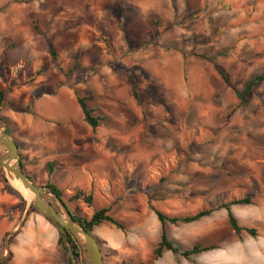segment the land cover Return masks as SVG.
Listing matches in <instances>:
<instances>
[{
	"label": "rangeland",
	"instance_id": "rangeland-1",
	"mask_svg": "<svg viewBox=\"0 0 264 264\" xmlns=\"http://www.w3.org/2000/svg\"><path fill=\"white\" fill-rule=\"evenodd\" d=\"M215 65L238 90L264 74V0H0V117L36 185L55 184L79 215L109 207L122 225L91 232L108 242L97 238L104 264H264V80L239 105ZM75 91L102 118L95 132ZM76 189L92 194V207L67 202ZM23 194L0 166V264L71 261L63 234L34 210L17 228ZM148 195L171 215L253 195L256 204L229 209L257 235H237L220 208L212 223H165L181 249H213L156 258L161 225Z\"/></svg>",
	"mask_w": 264,
	"mask_h": 264
},
{
	"label": "trees",
	"instance_id": "trees-1",
	"mask_svg": "<svg viewBox=\"0 0 264 264\" xmlns=\"http://www.w3.org/2000/svg\"><path fill=\"white\" fill-rule=\"evenodd\" d=\"M48 48H49L48 49L49 53L52 56V59L55 60L56 59L55 52L52 50L51 45H49ZM215 70L218 72V74L223 79L225 84L233 90L235 96L239 100V105H244L248 101L249 95L252 93L253 89L264 80V74L255 75L246 82V84L243 86L241 90H238L231 85L226 73L222 70L221 67L215 65ZM35 75L36 76L39 75V71H36ZM34 79L35 77H32L30 80L32 81ZM132 93L135 97L137 96L134 88H132ZM74 95H75L76 103L79 106L80 111L82 113L83 121L90 127V129L93 132H95L102 118L99 116L93 115V110L88 107L85 97L80 96L77 91L74 92ZM4 98H5V91L0 90V106H2ZM1 127H3L4 131L8 135H10L6 127V120L3 117H0V128ZM20 164H21V169L23 170V164H22L21 157H20ZM52 167H53V162H48L47 163V173L49 175H51L52 173ZM46 186L49 187L59 198H62V193L55 184L51 182H47ZM77 201L83 202L87 207L93 206L92 194L86 193L82 189H76L71 195H69L67 199V202H77ZM248 204H251V197L245 196V197H241L238 199H233L226 203H221L217 207H211L208 209H200L193 214H184V215H171L166 212L157 210L153 208L151 205H149V208L154 212L157 220L159 221L161 225L159 241L156 247L153 249L154 257L156 258L160 257L163 251H170L173 254H178L185 259H189L193 255H198L202 252H206L208 250L213 249V247H202L199 244H194L191 248L181 249L179 246L174 245L173 242L168 238L166 230H165V223L167 222L171 224H175L178 222L185 223V224L191 223V222H194L200 219L201 217L208 216L211 212H213L214 210L220 209V208H223L227 211L228 223L231 229L237 235L241 234L242 232H245L252 237L256 236L257 230L252 227L239 225L237 218L233 215V213L229 209L231 205H248ZM67 209L71 213L73 219L76 222H78L84 228V230H86L89 233L92 232L94 227L98 226L99 224L103 222L110 223L120 229L123 228L122 225L109 214V207L102 206V207L94 208L93 212L89 216L79 215L73 212L72 210H70L68 207ZM31 210H34L35 212H37L34 208H31ZM62 238L63 237L61 235L58 239V244L61 243ZM66 242H68L73 256L77 258L79 256L77 243L74 242V240H71L70 238H68ZM98 244L100 245L99 241H98ZM64 248H66V246H64ZM1 264H4V263H1ZM66 264H71L70 258H67ZM84 264H88L87 259L84 260ZM114 264H143V263L142 262H138V263L119 262V263H114Z\"/></svg>",
	"mask_w": 264,
	"mask_h": 264
},
{
	"label": "water",
	"instance_id": "water-1",
	"mask_svg": "<svg viewBox=\"0 0 264 264\" xmlns=\"http://www.w3.org/2000/svg\"><path fill=\"white\" fill-rule=\"evenodd\" d=\"M0 145L2 146V153L0 155L1 168L5 172L11 174L16 181L28 191V195L23 194L27 197L26 207L17 228L22 226L29 210L34 208L46 221L54 225L61 234L77 235L90 264H104L97 239L91 232L89 233L84 230V228L73 219L62 199L59 198L49 187H40L36 185L26 175L21 169L20 154L17 143L1 128ZM45 193L51 197V200L44 197ZM16 231L17 229L11 232L10 235ZM5 245L7 246V241H5ZM69 253L72 264H76L72 258L71 250H69Z\"/></svg>",
	"mask_w": 264,
	"mask_h": 264
},
{
	"label": "crops",
	"instance_id": "crops-1",
	"mask_svg": "<svg viewBox=\"0 0 264 264\" xmlns=\"http://www.w3.org/2000/svg\"><path fill=\"white\" fill-rule=\"evenodd\" d=\"M83 170V169H82ZM262 179H260V184H261V186H260V188H261V190H264V183H263V180L261 181ZM250 197H251V204H248V205H254V204H256L257 203V199L255 198V196H253V195H249ZM257 197V196H256ZM260 198H259V204H258V207H256V208H260V209H262V208H264V196L263 195H261V196H259ZM160 199H162V198H155V197H150L149 195H148V199H147V201H145V208H147L149 205H151L152 207L155 205V203H158V202H160L161 200ZM164 201V200H163ZM247 205V206H248ZM246 211H250L249 209H246ZM215 212H216V210L215 211H213V212H211L208 216H204V217H201L197 222H204V220L208 217L209 218V222L210 223H212L211 222V218L213 219V217H215ZM156 216V215H155ZM263 216H264V214H263ZM240 217V216H239ZM246 219H248L249 220V215H247V217H246ZM35 221L41 226V227H44V223H43V221L42 220H40V219H35ZM104 223H107V222H103V223H101V224H104ZM154 223H156L155 222V220H154ZM101 224H99V225H101ZM110 224V223H109ZM98 225V226H99ZM212 226H214V225H212ZM95 228V227H94ZM160 231H161V229H160ZM92 232L94 233V229L92 230ZM95 235V236H94ZM93 236L97 239V238H100V239H103V240H105L102 236H99V234H94ZM159 237H160V235H159ZM120 238V237H119ZM119 238H117V237H115L114 236V239H119ZM155 238V237H154ZM106 242H107V240H105ZM137 241L138 242H140V238H138L137 239ZM107 244H108V242H107ZM30 251H28V253H29Z\"/></svg>",
	"mask_w": 264,
	"mask_h": 264
},
{
	"label": "flooded vegetation",
	"instance_id": "flooded-vegetation-1",
	"mask_svg": "<svg viewBox=\"0 0 264 264\" xmlns=\"http://www.w3.org/2000/svg\"><path fill=\"white\" fill-rule=\"evenodd\" d=\"M63 239L66 241L68 238L73 240L72 234L62 235Z\"/></svg>",
	"mask_w": 264,
	"mask_h": 264
},
{
	"label": "bare ground",
	"instance_id": "bare-ground-1",
	"mask_svg": "<svg viewBox=\"0 0 264 264\" xmlns=\"http://www.w3.org/2000/svg\"><path fill=\"white\" fill-rule=\"evenodd\" d=\"M20 186L21 187V189L26 193V195H28V191L26 190V189H24L21 185H20V183H18V181H16V186Z\"/></svg>",
	"mask_w": 264,
	"mask_h": 264
}]
</instances>
